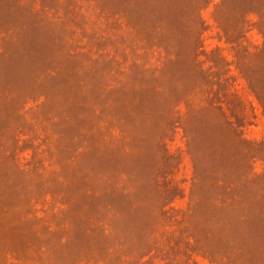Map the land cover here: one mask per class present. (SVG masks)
Instances as JSON below:
<instances>
[{
    "label": "rangeland",
    "instance_id": "rangeland-1",
    "mask_svg": "<svg viewBox=\"0 0 264 264\" xmlns=\"http://www.w3.org/2000/svg\"><path fill=\"white\" fill-rule=\"evenodd\" d=\"M0 264H264V0H0Z\"/></svg>",
    "mask_w": 264,
    "mask_h": 264
}]
</instances>
